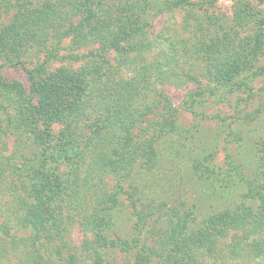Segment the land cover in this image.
I'll use <instances>...</instances> for the list:
<instances>
[{"label":"rangeland","instance_id":"obj_1","mask_svg":"<svg viewBox=\"0 0 264 264\" xmlns=\"http://www.w3.org/2000/svg\"><path fill=\"white\" fill-rule=\"evenodd\" d=\"M149 3L142 13V0H0V87L29 91L27 69L45 61L54 48L63 57L89 53L102 45L103 28L96 33L90 30L81 47L64 38L70 25L83 20L87 6L99 16V9L115 15L121 7L131 10L148 33L140 39L137 55L154 67L171 70L165 81L158 80L153 87L152 79H146L147 85L138 83L146 88L141 89L142 98L134 100L137 112L127 117L135 119V124L120 143L144 145L137 159L120 165H81L67 188L70 192L63 190L57 198L40 187L39 192L32 188L72 175L70 165H26L29 162L21 152L30 150V146L22 148L29 145L28 138L16 142L9 136L5 144L0 142L5 149L0 150V223L7 219L11 228L9 236L3 234L7 258H0V264H93L94 256L100 264H177L180 256L187 264H264V257L248 256L244 245L254 243L256 237L264 242L263 225L257 235L238 246L237 256L226 246L241 231L226 230L212 252L195 244L201 233L212 235L221 228L211 224L213 215L240 212L236 206L264 184V161L260 160L261 147L264 150V0ZM106 21L104 14L99 25ZM89 58L67 68L88 79L91 74L83 68ZM106 60L116 64V54L109 53ZM68 64L65 60L50 69ZM132 71L131 66L120 65L121 78L134 76ZM231 71L235 72L228 83L219 82ZM159 92L168 101L167 113L161 110L167 102L157 101ZM30 97L38 101L37 96ZM4 99L0 96V101ZM163 121L173 124L174 130L160 131ZM17 167H22L21 174ZM26 200L37 201L44 213L64 203L63 211L71 208L70 215L77 220L60 231L61 236L36 234L39 241H31L35 229L18 218L26 214ZM106 206V211L97 210ZM253 207L257 205L252 203ZM101 213L104 223L89 228L91 233L99 230L105 239L89 243L93 236L81 222ZM182 248L181 255L175 253Z\"/></svg>","mask_w":264,"mask_h":264},{"label":"trees","instance_id":"obj_2","mask_svg":"<svg viewBox=\"0 0 264 264\" xmlns=\"http://www.w3.org/2000/svg\"><path fill=\"white\" fill-rule=\"evenodd\" d=\"M99 1L101 2L102 0ZM142 3L141 12L144 13L145 7L150 3L149 0H142ZM111 8L118 9V7L113 5ZM89 9L90 7L87 6V12L83 20L69 26L70 29L64 33V38H71L73 43H77V46L81 47L85 40L88 39L90 30L92 33H96L103 28L105 34H102V37L99 38L102 45L89 51V53L68 54L63 57L54 51V49H57L54 48L45 55V61L31 69H27V77L31 83L29 91L25 88H22V91H18L12 85L0 87V96L5 97L3 101H0L1 145L5 144L4 138L9 136L15 138L16 142L22 137H26L29 145L26 147L22 146V148L28 149L30 146V150L28 153L26 151L21 152L23 157L29 162L26 165H54L61 163V165H70L73 168V170L69 169L73 173L72 175L58 180L57 183L53 180L51 182H40V184L32 188V192H39L41 188L42 191L45 190L44 193L52 194L56 198L63 190L70 192L67 191V188L71 186L77 171L81 170V165H120L118 162L133 163L137 159L140 152L145 149L144 145L140 144L137 146L132 144L129 146L131 148H129L127 147L128 145L121 146L120 143L127 140L125 139L126 135L131 133V127L135 124H133L135 119L133 121V119L127 117L129 113L137 112L133 107L134 100L136 98L137 102L138 99H141V89L146 88V86L138 87V83L143 85L146 83L147 85L146 79H152L151 85L153 87L158 80L165 81L170 70L165 66L156 65L154 67L153 64L147 63L145 57L137 55L141 53L137 48L140 39H145L148 33L147 30L143 29L145 24H141V19L139 20V17L137 18L131 10L121 7L119 10L120 14L115 15L110 11L99 9L97 12L100 14L99 16L96 13H92L93 10ZM104 14L107 17V21L99 25V20ZM96 17H98V21H93ZM106 36L108 37L105 39L104 37ZM109 53L116 54V64H111L106 60ZM90 55L92 58L87 60L88 68H86L87 66L83 68L85 74H91L88 79H83L82 74L78 71L71 72L67 68L71 63L83 62L84 58L86 59ZM65 60L68 61V66H60L51 71L52 65L61 64ZM107 63L108 68L106 67ZM121 64L131 66L134 76L128 79L121 78V73L119 72ZM233 72L235 71L225 75L223 80L219 82L222 84L228 83L231 75L234 74ZM152 87L149 86V88ZM32 95L37 96L38 101L33 100V97H30ZM157 96L159 97L157 100L159 104L164 101L165 103L167 102L165 106L161 107V110L167 113L169 107L167 99L162 92L157 93ZM26 97H29V99L27 100ZM155 106L158 105L156 103L152 105L154 112L157 109ZM163 122L162 125L160 124V131L174 130L173 124L169 125L168 121ZM262 146L264 148V142ZM3 148V146L0 148L2 153L5 150ZM260 150V160L264 161V150L262 147ZM1 159L4 162V156ZM16 171L21 174L22 167H17ZM263 189L264 184L260 183L255 191H252L250 195H246L245 202L236 206V208L241 209L240 212L227 210L218 215H213L210 218L211 224L221 228L215 229L212 235L201 233L202 237L195 242V244H199L198 248L212 252L215 249L216 241L225 234L226 230L241 231L242 235L234 236L231 240L232 243L226 246L232 256H237L238 246L244 244V240L249 238L250 235H257L261 226H264ZM56 201L58 202V199ZM246 202L248 203L246 204ZM252 203L257 205V208H252ZM43 204L45 203L43 202ZM248 204L250 205L248 206ZM101 205L105 206L102 202ZM64 206V203H62L60 207L54 208L53 212L44 213L37 201H25L26 214H19L18 218L24 226L35 229L36 233L30 236L31 241H39V237H36L38 234L46 235L52 233L48 236L53 238L61 236L60 231L76 222L77 217L70 215V210L72 209L69 208V212H67L69 216L63 211ZM246 206L247 211H243ZM108 208L107 206L98 207L97 210L106 211ZM95 211L93 210L92 213H95ZM71 213L76 214V212ZM90 217L88 220L83 218L81 223L84 222L87 225L86 233L93 236L89 243H97L101 239H105V236L99 230H94L91 233L89 226H94L97 223V227H100L99 225L104 223L105 215L101 213ZM10 229L7 219L4 223H0V246H2L0 248V258H7L6 251L3 250V244L5 236L11 234ZM51 229L54 232H50ZM175 232L178 233L176 230ZM252 240L254 243L250 245L244 244L248 249L246 251L248 256L254 259L264 257V242L262 238L256 237ZM22 241L24 242L25 239H22ZM110 243L113 242L110 241ZM38 244L39 242L36 245ZM13 245L16 247L17 243L14 241ZM32 245L34 244L32 243ZM182 252H184L183 248L175 251V253L180 255ZM95 257L97 256H94L93 259L95 261L93 264H100ZM42 260L43 258L39 256V261ZM176 262L177 264H187L186 259L181 256L176 259ZM41 264H46V262Z\"/></svg>","mask_w":264,"mask_h":264}]
</instances>
